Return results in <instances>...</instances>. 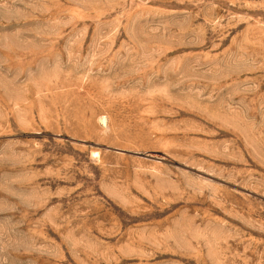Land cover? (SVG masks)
Returning <instances> with one entry per match:
<instances>
[{"label":"rangeland","instance_id":"1","mask_svg":"<svg viewBox=\"0 0 264 264\" xmlns=\"http://www.w3.org/2000/svg\"><path fill=\"white\" fill-rule=\"evenodd\" d=\"M0 264H264V0H0Z\"/></svg>","mask_w":264,"mask_h":264}]
</instances>
